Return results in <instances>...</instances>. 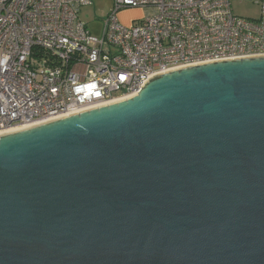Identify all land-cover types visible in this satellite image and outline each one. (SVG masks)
Wrapping results in <instances>:
<instances>
[{
	"label": "water",
	"instance_id": "1",
	"mask_svg": "<svg viewBox=\"0 0 264 264\" xmlns=\"http://www.w3.org/2000/svg\"><path fill=\"white\" fill-rule=\"evenodd\" d=\"M0 264H264V55L0 133Z\"/></svg>",
	"mask_w": 264,
	"mask_h": 264
},
{
	"label": "built area",
	"instance_id": "2",
	"mask_svg": "<svg viewBox=\"0 0 264 264\" xmlns=\"http://www.w3.org/2000/svg\"><path fill=\"white\" fill-rule=\"evenodd\" d=\"M232 1L113 0L100 35L79 18L90 0H0V133L117 101L155 74L264 55L259 17ZM140 9L129 24L119 13Z\"/></svg>",
	"mask_w": 264,
	"mask_h": 264
},
{
	"label": "rangeland",
	"instance_id": "3",
	"mask_svg": "<svg viewBox=\"0 0 264 264\" xmlns=\"http://www.w3.org/2000/svg\"><path fill=\"white\" fill-rule=\"evenodd\" d=\"M259 0H241L232 1L231 10L235 15L247 18L259 17ZM113 0H90L89 5L81 7L79 18L87 30L93 35H100L103 26V19L111 10ZM143 15L140 9H127L119 13V20L122 23H127L129 20H135Z\"/></svg>",
	"mask_w": 264,
	"mask_h": 264
},
{
	"label": "crops",
	"instance_id": "4",
	"mask_svg": "<svg viewBox=\"0 0 264 264\" xmlns=\"http://www.w3.org/2000/svg\"><path fill=\"white\" fill-rule=\"evenodd\" d=\"M132 21V20H131ZM130 20L126 23V24H129L131 22ZM125 24V23H124Z\"/></svg>",
	"mask_w": 264,
	"mask_h": 264
}]
</instances>
